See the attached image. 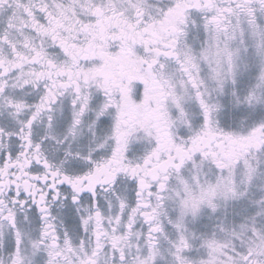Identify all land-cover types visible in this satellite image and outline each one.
I'll list each match as a JSON object with an SVG mask.
<instances>
[{
	"label": "snow or ice",
	"instance_id": "snow-or-ice-1",
	"mask_svg": "<svg viewBox=\"0 0 264 264\" xmlns=\"http://www.w3.org/2000/svg\"><path fill=\"white\" fill-rule=\"evenodd\" d=\"M0 264H264V0H0Z\"/></svg>",
	"mask_w": 264,
	"mask_h": 264
}]
</instances>
